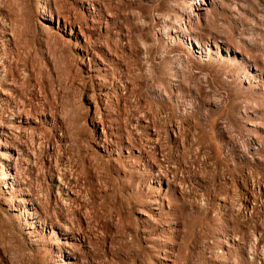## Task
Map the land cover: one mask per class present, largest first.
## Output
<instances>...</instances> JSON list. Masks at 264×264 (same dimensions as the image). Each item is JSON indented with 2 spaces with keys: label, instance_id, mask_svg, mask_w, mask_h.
<instances>
[{
  "label": "rangeland",
  "instance_id": "1",
  "mask_svg": "<svg viewBox=\"0 0 264 264\" xmlns=\"http://www.w3.org/2000/svg\"><path fill=\"white\" fill-rule=\"evenodd\" d=\"M0 264H264V0H0Z\"/></svg>",
  "mask_w": 264,
  "mask_h": 264
}]
</instances>
